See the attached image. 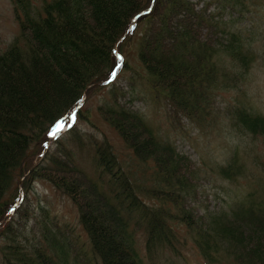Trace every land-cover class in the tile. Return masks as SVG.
<instances>
[{
    "label": "trees",
    "instance_id": "trees-1",
    "mask_svg": "<svg viewBox=\"0 0 264 264\" xmlns=\"http://www.w3.org/2000/svg\"><path fill=\"white\" fill-rule=\"evenodd\" d=\"M33 1L10 0L18 33L0 54V222L9 218L0 225V264H74V252L61 241L63 227L48 209L40 206L27 226V192L37 179L70 199L100 264H154L158 250L177 254L188 238L204 264H264V158L255 193L200 212L190 204L198 183L192 161L157 138L116 83L119 71L131 69L124 49L135 40L147 87L173 114L206 126L224 105L219 96L238 91L237 102L223 108L226 124L264 143V115L241 89L258 56L251 48L256 35L239 16L245 0ZM114 48L124 58L118 69ZM113 71L116 79L107 83ZM96 90H103L98 114L128 153L121 158L103 132L90 144L99 173L90 176L67 144L82 151L89 137L77 126L88 118L83 108L46 144L57 122ZM238 152L212 164L221 179L243 175ZM140 228L145 256L135 234Z\"/></svg>",
    "mask_w": 264,
    "mask_h": 264
},
{
    "label": "rangeland",
    "instance_id": "rangeland-1",
    "mask_svg": "<svg viewBox=\"0 0 264 264\" xmlns=\"http://www.w3.org/2000/svg\"><path fill=\"white\" fill-rule=\"evenodd\" d=\"M38 2L39 0L33 1L37 4ZM245 3L246 7L241 12V18L244 21L243 24H247L256 35V37L253 36L255 42L252 43L251 48L258 56L241 89L246 92L251 108L264 115V0H245ZM17 32L18 27L13 18L10 0H0V52ZM134 42L135 40L132 43L128 42L124 49L126 63L131 69L129 71L122 70L116 83L118 86H124L127 97L132 99L131 107L142 116L160 140H169L180 152L186 153L192 160L200 163L197 175V185H199L197 192H200L197 207L209 206L214 209H226L229 203L241 200L246 192L255 189L260 183L259 171L262 169L260 160L264 158V143L260 140L253 141L250 137H243L226 124L223 108L230 101L237 102L238 91L225 92L219 96L224 105L220 106L213 116V123L210 127H198L184 119H175L165 102L162 99H156L147 87L143 78V70L136 58ZM163 42L167 45L171 44L167 40ZM91 94L82 105L88 118L77 123L79 129L86 136H89L84 137L83 143L79 146L83 150L76 149V145L69 139L67 144L71 145L73 152H75L78 167L95 176L99 173L92 167L89 157L92 152L90 144L102 140L104 133L119 152L121 158H124L126 154L124 145L117 133L105 124L98 114L97 106L100 103L103 90H96ZM235 148L239 149V159H242L246 164L244 174L238 179L232 182L221 179L215 172H209L205 167L208 166L206 162L223 164ZM193 191L195 192V190ZM27 193L25 205L28 204L31 211L29 220H27L29 228L34 222V218L38 217L40 213L39 207L48 209L51 216L63 227L64 239L61 241L67 242L69 249L74 252L75 255L71 259L72 263L100 264L98 258L90 252L86 236L78 224L74 205L66 195L51 187L48 181L40 179L32 182ZM19 194L20 200H22L25 194L21 191ZM257 199H260V195ZM186 205L188 204L186 203ZM134 215L135 218H139V211H136ZM7 220L9 218L1 221L0 225ZM137 237L138 246L142 249L143 239L139 231ZM2 240L0 236V244H2ZM154 264H202V259L189 243L187 247L181 249L179 257H174L166 251Z\"/></svg>",
    "mask_w": 264,
    "mask_h": 264
},
{
    "label": "snow or ice",
    "instance_id": "snow-or-ice-1",
    "mask_svg": "<svg viewBox=\"0 0 264 264\" xmlns=\"http://www.w3.org/2000/svg\"><path fill=\"white\" fill-rule=\"evenodd\" d=\"M154 2V0H153ZM61 127V125L59 124V122H57V128L59 129Z\"/></svg>",
    "mask_w": 264,
    "mask_h": 264
}]
</instances>
